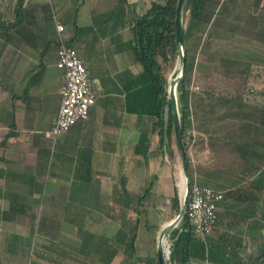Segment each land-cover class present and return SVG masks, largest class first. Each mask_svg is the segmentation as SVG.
I'll return each mask as SVG.
<instances>
[{
    "label": "crops",
    "instance_id": "0c3cea01",
    "mask_svg": "<svg viewBox=\"0 0 264 264\" xmlns=\"http://www.w3.org/2000/svg\"><path fill=\"white\" fill-rule=\"evenodd\" d=\"M153 1L26 0L25 34L15 28L9 29L10 35L0 32V73L4 77H0V208L8 209L13 192L18 191L35 211L37 204L56 203L64 214L62 219H69L67 210L61 208L72 197L75 203L97 204L115 188L122 191V200L116 202L123 203L124 189L137 195L149 189L146 198L161 188L173 189L180 156L176 135L161 143L152 120L130 111L126 101L144 70L130 46L135 17ZM233 1H237L234 12L248 13L244 15L247 22H239L236 36L242 40L237 44L263 40L256 37L255 41L249 32L262 22L259 27L264 34V0L259 5L257 0ZM242 2L248 7L238 5ZM16 3L0 0V17L13 21ZM225 18L228 23L231 16ZM57 23L64 25L66 41L79 50L98 96L87 119L53 137L46 130L59 111L63 83V71L56 64ZM240 53L227 58L241 61L243 75L231 79L223 72L224 81L217 77L220 84L209 82L214 73L212 54L195 69L198 85L190 95L188 154L194 181L225 193L218 211L221 234L238 235L234 225L240 218L254 219L242 227V233L262 235L264 217L257 214L260 208L264 212V96L259 92L264 73L259 75L254 68L260 65L244 51ZM200 81L208 84L200 88ZM143 128L152 130L150 147L137 151ZM9 131L15 133L9 135ZM7 262L3 264L15 261Z\"/></svg>",
    "mask_w": 264,
    "mask_h": 264
},
{
    "label": "trees",
    "instance_id": "16d2710c",
    "mask_svg": "<svg viewBox=\"0 0 264 264\" xmlns=\"http://www.w3.org/2000/svg\"><path fill=\"white\" fill-rule=\"evenodd\" d=\"M25 1L26 0H17L15 5V19L13 21H7L0 17L1 34H12L9 32L10 28H15L16 32L25 34V28L22 24L25 18ZM177 2L178 0H155L152 2L150 8L144 13L137 14L133 25L134 38L130 41V46L134 50L139 62L144 67V70L136 80L137 86L127 93V108L130 111L138 112L139 114L146 116L150 121L152 120V129H158L161 143H164V139L167 136H175L174 115L171 112L166 121L164 118V109L166 104H170L172 107V101L168 92L170 83L168 73L179 56L176 35ZM256 2L259 5L261 0H257ZM219 5L220 1L217 0H186L184 12L189 10L190 17L187 27L185 26L184 29V46H186V37L190 30L195 26L200 25L201 22L211 21V18L216 14V8ZM4 29L6 31H4ZM185 51L187 60L183 75L177 84V94L179 97L183 138L188 154L189 143L187 140V134L189 124L191 123L190 95L192 92L193 64L186 47ZM222 60H224L225 63L223 72L229 78L234 79L236 75H243L244 70L240 67V60L227 57ZM259 75H261V73ZM259 92L264 96V87L260 89ZM11 125L15 127V122L13 121ZM151 131L152 130L149 128L142 129L141 138L136 146L137 151H141L143 147L145 149L150 147L149 134ZM14 133L15 131H9L8 134L10 135ZM188 158L191 183H193L195 179L190 169L189 154ZM77 190L78 189L76 188L74 189L75 193H77ZM148 191L149 189H146L143 194L137 195L136 193L124 189L126 200L121 204H125L128 208H132V211L136 213V216L135 219L130 217L124 218V224L121 226L119 235L115 238L112 245H115L116 248L120 244L124 245L125 250L129 252V257L134 255L138 247L136 242L139 238L141 218L144 216L145 226L148 229L152 225L148 221V207L144 203ZM13 193L14 197L11 199L9 208H0V226L3 221L14 222L15 218L21 214L31 217L29 220V227L31 228L32 233H34L38 227L39 232H42V227L50 222L60 223L62 221L61 216L63 213L57 204L51 206L50 211L46 209L45 206L47 204H45V206H43L44 212L39 217V214L33 209L32 203H28L24 198H21L18 191H14ZM120 195H122V191L115 190L114 197H116V201L122 200V197H119ZM72 198L71 202L66 203L61 208L62 210L65 211L70 207L79 206L80 202L75 203ZM171 201L173 209L178 213L180 209V199L177 186L174 188V194L171 197ZM128 208L124 207L123 210L127 212ZM75 213L76 212L73 210V213L70 212L69 214ZM127 213H129V211ZM72 219L77 218L74 215H70L69 220ZM82 237V244L78 248V251L80 253H87L90 248L93 247L94 234L90 231H84ZM172 237L175 239L170 252V264H195L193 262L194 257L219 262L220 264H239V252L226 249L227 245L222 244L220 240L209 241L202 238L196 232L194 222L186 214L183 216L178 226L173 229ZM30 238L31 236H29V239ZM25 239L26 237L17 231L7 233L4 237V240H6V244L8 245L5 252L8 254H19L22 251L25 252L26 249L20 247V245L25 242ZM51 241L53 242L54 240ZM232 243L235 244V242ZM259 246L260 256L252 259V255L250 254V258L256 260L257 264H264V241L261 242ZM110 248L111 246L107 247L106 251H104L105 254L109 253V255L103 258L108 262L111 261L116 254V249L113 248L110 250ZM147 260L149 264H159L156 253L155 255L148 256ZM252 260H245L242 264H251V262H253ZM32 264L45 263L35 260L32 261Z\"/></svg>",
    "mask_w": 264,
    "mask_h": 264
},
{
    "label": "rangeland",
    "instance_id": "374dc122",
    "mask_svg": "<svg viewBox=\"0 0 264 264\" xmlns=\"http://www.w3.org/2000/svg\"><path fill=\"white\" fill-rule=\"evenodd\" d=\"M217 1H220V10L214 14V16L211 18L212 20L207 23V26H195L192 30H190L186 37V46H184V49L185 47L187 48L192 60V75L194 76L195 69L199 67V64L203 61V59H205L207 55L212 54V56H214L212 60V68L214 69V73L209 79V82L220 84V78L218 79L217 77L221 76L222 80H225V78L222 76L225 64L224 60L222 59L229 56L239 57L241 51H244L247 55H249V57H252L255 63L257 62V64L260 65L257 68H254L258 71V73H264V37L262 36L263 32L261 33L259 27L262 22L256 24L255 28L251 26L249 33L255 39V41L257 39L256 37L263 40L250 45H247L249 43L237 44L236 41L242 40L240 37L237 38L236 36L238 35V31H240L239 22H247L246 16L244 15H247L248 13L246 11H242L240 14L232 10L236 7L237 1ZM238 5L242 7H248L247 5L243 4V2L239 3ZM226 8L230 10L224 11ZM225 15L231 16V19L228 21V23L225 22ZM237 15L238 18L236 17ZM189 17V10H186L184 12V25L186 27ZM201 34L203 36L202 38ZM233 36L235 37L233 38ZM211 40H214V43H209ZM232 41H235L234 44L237 45H233ZM231 46L241 48L239 49L240 52H238L239 50L236 51V49L232 50ZM255 70H253V72ZM180 72L181 64L180 56H178L173 67L169 70V82L179 75ZM0 77L2 79L4 78L1 73ZM192 79V89H195V86L198 85L196 84L198 81V75L196 77L194 76ZM206 82L207 81H200V88L201 85L208 84ZM192 143L194 144V141H191V144ZM177 163L178 167L173 189L161 188L159 189L160 192L157 191V195H150L146 198L145 204L148 207L147 218L152 225L148 229L145 226L144 216L141 218L139 227L140 237L136 242L138 247L132 257H129V252L125 250L124 245L120 244L117 246V248L115 245H112L115 238L119 235L121 226L124 224V218L130 217L135 219L136 216V213L132 211V208H128L127 205L121 204V202H116V197H114L116 189L113 188L114 190L109 189L110 192L104 197L105 199L102 201L100 200L96 205H94V203L89 204L81 202L78 207L68 208V214L70 212L73 213V210L77 211L76 214H69L77 216V219H62L60 223L50 222L42 227L41 230L44 233L41 231L39 232V227L34 231V233H32V230L29 227V220L31 218L30 216L25 215L23 218L17 219L12 223L3 221L0 226V264H3V262H7L8 260L9 262L10 260H14L15 262L13 264H32V261L35 260L41 261L45 264H149L147 260V257L149 256L148 254H157L158 236L162 226L168 225L170 222L169 220L177 215L176 211L172 207L171 201L175 186L178 188L180 203L184 199V196L181 193L182 191L179 181L181 180L180 177L183 174L180 156L178 157ZM55 204L56 203L51 205L47 204L46 206L45 204L41 203L37 204L36 211L39 214V217L44 212L43 206H45L46 209L50 211L51 206H55ZM124 207L128 208L127 212L129 211V213L123 210ZM260 210H258L257 215L264 217L263 209L260 208ZM253 220L254 219L242 220L239 218L234 225L235 232L238 233V235L221 234L223 232L218 222L207 240H220L222 244L227 245L226 249L239 252V264H242L245 260H252L253 258L260 256L259 244L264 241V234L249 235L242 233L244 232L243 228L246 227L247 223H251ZM11 231H17L26 237L25 242L20 245V247L26 249L25 252L22 251L19 254H8L5 252L8 245L6 244L4 237L7 235V233H11ZM84 231H90L94 234L93 247H91L87 253H80L78 248L82 244V235ZM172 235L173 230L169 235L168 244H170L172 241ZM29 236H31L30 239ZM50 239L54 241L52 242ZM232 242H235V244ZM110 246V250L113 248L116 249V254L111 259V261L108 262L103 258L109 255V253L105 254L104 251H106L107 247ZM250 254L252 255V259L250 258ZM193 260L195 264L198 262H200V264H206V261L200 258L194 257ZM252 261L253 262H251V264H257L256 260Z\"/></svg>",
    "mask_w": 264,
    "mask_h": 264
},
{
    "label": "built area",
    "instance_id": "2783aa9c",
    "mask_svg": "<svg viewBox=\"0 0 264 264\" xmlns=\"http://www.w3.org/2000/svg\"><path fill=\"white\" fill-rule=\"evenodd\" d=\"M57 27L60 42L56 64L63 71V83L59 111L46 130L53 137L67 131L79 120L87 119L97 98L88 67L79 50L66 41L64 25L57 23ZM224 197L221 189L198 181L191 183L186 215L194 222L195 230L202 238L207 239L214 230L219 218V204Z\"/></svg>",
    "mask_w": 264,
    "mask_h": 264
},
{
    "label": "water",
    "instance_id": "95a60500",
    "mask_svg": "<svg viewBox=\"0 0 264 264\" xmlns=\"http://www.w3.org/2000/svg\"><path fill=\"white\" fill-rule=\"evenodd\" d=\"M186 0H178L177 2V11H176V35H177V47L180 56V64H181V72L177 75L170 83H169V97L172 101V107L170 104L165 105L164 109V118L167 121L169 118L170 113L174 115V128H175V135L176 140L180 152L181 162H182V170L186 180V189L184 193V199L180 203V209L175 217H173L168 225H163L157 242V257L159 264H170V252L172 250V245L174 243V237H172V241L170 244H165L162 240L164 235L169 236L172 230L178 226L183 216L186 214L187 206H188V199H189V192L191 187V175L189 172V158L187 154L186 145L183 138V130L181 125V115L179 109V101L177 96V84L180 78L183 75V71L185 68L187 55L184 49V5Z\"/></svg>",
    "mask_w": 264,
    "mask_h": 264
},
{
    "label": "bare ground",
    "instance_id": "6f19581e",
    "mask_svg": "<svg viewBox=\"0 0 264 264\" xmlns=\"http://www.w3.org/2000/svg\"><path fill=\"white\" fill-rule=\"evenodd\" d=\"M181 178V180H179L180 181V185H181V193H182V195L184 196V193H185V189H186V180H185V176H184V174H182V176L180 177ZM170 223V222H169ZM168 238H169V236H167V235H164L163 237H162V240H163V242L167 245L168 244Z\"/></svg>",
    "mask_w": 264,
    "mask_h": 264
}]
</instances>
